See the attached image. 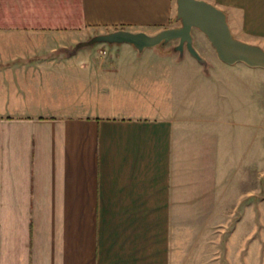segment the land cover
Wrapping results in <instances>:
<instances>
[{
    "label": "crops",
    "instance_id": "crops-1",
    "mask_svg": "<svg viewBox=\"0 0 264 264\" xmlns=\"http://www.w3.org/2000/svg\"><path fill=\"white\" fill-rule=\"evenodd\" d=\"M174 1L0 0V264H264L236 112H116L95 95L132 89L127 64H61L95 34L168 26ZM207 1L264 44V0Z\"/></svg>",
    "mask_w": 264,
    "mask_h": 264
},
{
    "label": "rangeland",
    "instance_id": "rangeland-1",
    "mask_svg": "<svg viewBox=\"0 0 264 264\" xmlns=\"http://www.w3.org/2000/svg\"><path fill=\"white\" fill-rule=\"evenodd\" d=\"M175 14L174 1L173 17L168 26L180 23ZM234 31L237 32L235 28ZM191 34L193 47L205 61L198 60L186 48L183 51L175 49L178 41L174 39L142 50L126 42L96 41L80 48L61 64H119L120 67L127 64L120 68V73L132 78V89L117 90L116 87L114 92L102 89L95 95L106 103L114 99L116 112L138 109L132 104L125 110L120 109L118 105H124L125 100L145 103L152 98L153 102H159L171 96L186 99L185 104H191L190 108L196 107L200 112L220 114L230 107L232 118H236V112L242 122V137L247 144L248 187L256 185L258 194H264V68L241 61L223 62L199 28L193 27ZM221 96L224 101L219 102L217 97Z\"/></svg>",
    "mask_w": 264,
    "mask_h": 264
},
{
    "label": "water",
    "instance_id": "water-1",
    "mask_svg": "<svg viewBox=\"0 0 264 264\" xmlns=\"http://www.w3.org/2000/svg\"><path fill=\"white\" fill-rule=\"evenodd\" d=\"M176 18L180 20V25L166 26L153 34L143 30L116 28L79 41L75 47L106 41L127 42L142 50L177 39L175 49L183 51L186 48L198 60L205 61L192 45L191 29L197 27L207 36L223 62L231 64L241 61L249 66L264 68V48L235 37L229 27L225 11L215 4L207 0H176Z\"/></svg>",
    "mask_w": 264,
    "mask_h": 264
},
{
    "label": "flooded vegetation",
    "instance_id": "flooded-vegetation-1",
    "mask_svg": "<svg viewBox=\"0 0 264 264\" xmlns=\"http://www.w3.org/2000/svg\"><path fill=\"white\" fill-rule=\"evenodd\" d=\"M179 20V19H178ZM180 21V20H179ZM181 24V22L180 23H178V24H176V25H171V26H178V25H180Z\"/></svg>",
    "mask_w": 264,
    "mask_h": 264
}]
</instances>
